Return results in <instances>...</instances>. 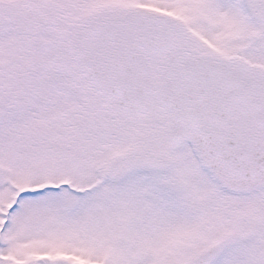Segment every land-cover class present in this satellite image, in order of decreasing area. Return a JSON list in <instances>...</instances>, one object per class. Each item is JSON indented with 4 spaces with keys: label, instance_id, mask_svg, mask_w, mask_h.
<instances>
[{
    "label": "snow or ice",
    "instance_id": "snow-or-ice-1",
    "mask_svg": "<svg viewBox=\"0 0 264 264\" xmlns=\"http://www.w3.org/2000/svg\"><path fill=\"white\" fill-rule=\"evenodd\" d=\"M0 264H264V0H0Z\"/></svg>",
    "mask_w": 264,
    "mask_h": 264
}]
</instances>
